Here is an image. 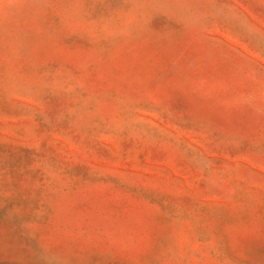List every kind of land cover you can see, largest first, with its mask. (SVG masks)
Wrapping results in <instances>:
<instances>
[{"label": "rangeland", "instance_id": "rangeland-1", "mask_svg": "<svg viewBox=\"0 0 264 264\" xmlns=\"http://www.w3.org/2000/svg\"><path fill=\"white\" fill-rule=\"evenodd\" d=\"M0 264H264V0H0Z\"/></svg>", "mask_w": 264, "mask_h": 264}]
</instances>
